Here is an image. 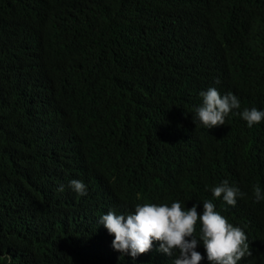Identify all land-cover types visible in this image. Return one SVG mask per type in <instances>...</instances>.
<instances>
[{"label":"trees","instance_id":"16d2710c","mask_svg":"<svg viewBox=\"0 0 264 264\" xmlns=\"http://www.w3.org/2000/svg\"><path fill=\"white\" fill-rule=\"evenodd\" d=\"M193 82L240 101L217 131L191 122ZM245 108L264 111V0H0V264H116L105 209L174 201L213 169L264 191V120ZM71 179L86 196L57 191ZM253 187L225 217L260 250Z\"/></svg>","mask_w":264,"mask_h":264},{"label":"clouds","instance_id":"9594fccd","mask_svg":"<svg viewBox=\"0 0 264 264\" xmlns=\"http://www.w3.org/2000/svg\"><path fill=\"white\" fill-rule=\"evenodd\" d=\"M216 83L220 81L217 79ZM186 93L189 98L197 99L196 103L202 102L201 106L192 107L195 113L191 121L205 127L201 129L225 125L229 114L241 106L236 95L231 91L221 95L214 84L200 86L193 82L186 86ZM237 114L249 128L264 120V111L256 108H245ZM204 149L205 158L216 165L219 155L214 154L210 145ZM213 171L198 177V189L195 182L183 186L179 198L174 201L138 203L134 212L127 215L116 214L113 208L105 209L98 216L96 227L107 229L108 234L102 233L104 246L115 263L243 264L257 254L259 264H264V241L260 250H252L245 232L225 217L226 210L242 204L243 189L250 190L258 174L235 169L227 173L222 182L216 183ZM65 188L79 196L87 195L86 185L77 179L60 185L57 191L63 192ZM253 194L256 202L264 201V191L259 185L253 187Z\"/></svg>","mask_w":264,"mask_h":264}]
</instances>
